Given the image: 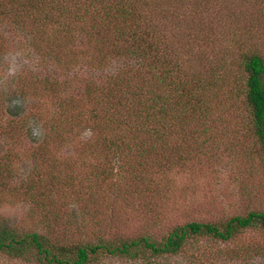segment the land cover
I'll use <instances>...</instances> for the list:
<instances>
[{"label":"rangeland","instance_id":"374dc122","mask_svg":"<svg viewBox=\"0 0 264 264\" xmlns=\"http://www.w3.org/2000/svg\"><path fill=\"white\" fill-rule=\"evenodd\" d=\"M185 1L154 3L162 10L175 6L169 22L175 36L204 39L181 66L186 80L214 70L223 81L222 103L213 104L218 110L210 121H182L174 135L160 131L166 142L154 139L140 149L119 147L127 135L123 117L93 116L86 104L88 90L103 97L105 80L134 59L104 51L97 65L87 36L58 33L24 15L0 16V223L19 237L37 233L67 247L139 237L160 242L189 222L221 226L264 213V152L236 94L242 76L235 59L237 50L264 56V0H203V6L199 0L192 16ZM8 2L0 0L4 7ZM224 97L230 99L222 105ZM137 106L130 101L122 114ZM28 258L0 253V264H38ZM156 263L264 264V231L241 229L227 241L191 237ZM92 264L133 263L100 255Z\"/></svg>","mask_w":264,"mask_h":264},{"label":"trees","instance_id":"16d2710c","mask_svg":"<svg viewBox=\"0 0 264 264\" xmlns=\"http://www.w3.org/2000/svg\"><path fill=\"white\" fill-rule=\"evenodd\" d=\"M167 1L173 3L176 0ZM200 1L203 6V0ZM200 1L184 2L191 7V16L196 8H201ZM96 3L99 8H93ZM8 4L10 7L0 4L1 17L7 15L20 19L24 15L41 25H53L58 33L62 31L71 37L77 33L87 36L95 56H98L97 65L102 64L104 51L120 60L123 57L134 59L135 65L126 63L113 77L105 80L103 97L97 98L89 90L86 96L90 102L86 104L93 116L100 115L109 121L123 117L127 135L120 143L117 140L119 147H127L129 143L140 149L144 144L151 145L154 139L162 138L166 142L163 135L159 136L161 130L167 131L166 135H174L172 130L182 121L192 122L194 118H197L195 122L210 121L222 103L223 81L221 83L216 77L214 70H204L186 80L181 66L182 62L188 61L186 52H192L191 49L198 47L204 39L197 37L194 41L188 36L185 39L175 36L173 29L177 27L169 23L175 6L169 10L165 3L166 8L162 10L154 0H37L33 4L28 0H10ZM188 23L195 24L193 20ZM189 29L194 31L193 27ZM33 32L40 31L36 28ZM240 51L237 50L235 57L239 59L236 65L242 76L236 94L243 97L250 132L264 152V56ZM208 72L211 73L206 77ZM91 89L97 90L94 86ZM234 90L227 92L233 94ZM22 92L18 94L21 99L25 95ZM225 98L222 105L230 99ZM134 99L138 102L137 108L124 107L125 114H122V107ZM114 100H123L125 104L116 105ZM100 101L102 106L98 105ZM214 103L218 107L212 108ZM250 227H260L264 231V213L250 212L244 217H233L221 226L189 222L173 228L160 242L139 237L116 243L98 241L93 245L66 247L53 246L37 233L19 237L10 226L0 223V253L11 259L28 260L30 257L38 264H92L100 255L121 257L133 264H157V257L178 253L188 238L205 236L227 241L238 230Z\"/></svg>","mask_w":264,"mask_h":264}]
</instances>
